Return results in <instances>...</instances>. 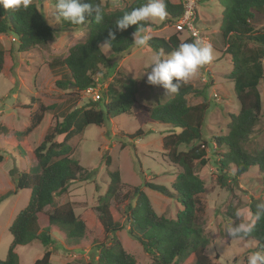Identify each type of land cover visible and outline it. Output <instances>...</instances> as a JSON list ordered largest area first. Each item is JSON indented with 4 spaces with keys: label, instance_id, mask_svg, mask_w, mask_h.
<instances>
[{
    "label": "trees",
    "instance_id": "obj_1",
    "mask_svg": "<svg viewBox=\"0 0 264 264\" xmlns=\"http://www.w3.org/2000/svg\"><path fill=\"white\" fill-rule=\"evenodd\" d=\"M218 1L223 6L219 30L221 46L233 62V69L228 77L234 83V91L240 104L239 112L230 114L228 133L213 137L216 142L214 149H224L218 165L224 169L231 164L235 165L237 175L252 167H259L264 175V147L249 149L255 129L262 120L263 104L259 85L264 79V22L259 24L255 20L258 14L264 17V0ZM56 2L57 0H52L54 6ZM85 2L99 5L103 19L96 22L94 12L91 15L85 14L86 22L82 25L70 24L60 19V26L64 29L86 26L85 40L74 45L65 58L58 57L49 63L56 85L63 90L72 87L84 91L95 86L101 66L108 61L101 48L102 44H106L113 53H124L134 47V33L138 30V25H130L124 31H117L115 22L125 12L142 7L149 0H130L123 8H113L115 4L104 0ZM164 2L171 23L175 24L183 13L182 2ZM143 26L148 28L152 23L148 21ZM56 31L36 0H32L27 10L14 11L0 5V35L12 34L18 38V50H7L0 44V75L8 70L7 62L13 61L16 65L17 53L49 43L55 38ZM110 32L115 33V40L111 39ZM194 40L195 38L189 37L182 41L176 33L167 39L152 37L148 46L170 54L181 43ZM8 72L14 74L15 67L9 68ZM115 82L118 87L111 84L106 93L94 102L66 112L63 119L56 121L43 142L34 150L24 144V148L33 150L37 171L17 173L15 176L16 189H30L31 194L27 206L16 215L9 227L12 242L6 258L0 259V264H20L19 255L15 251L19 245L38 241L47 248L52 244H61L56 235L65 238L68 244L74 242L79 244L78 248L84 247L82 240L86 237L85 221L76 214L69 202L57 206L56 199L63 196L71 184L78 181L85 172L80 161L72 155L71 140L90 125L102 126L111 118L131 114L137 102L136 81L119 76ZM172 83H177L175 78ZM191 96H205V91L181 82L170 100L157 104L148 111L151 121L166 123L175 129L164 136L163 144L167 148V162L178 169L172 185V195H176L183 209L174 219L158 215L141 186H134L123 195L125 184L120 171H109L107 191L98 198L95 207L102 235L86 244L97 249L99 258L96 264H137L135 257L125 250L117 235L125 226L128 227L129 234L151 256L154 264H215L206 254L211 239L198 215L202 211L201 194L205 191V183L196 172L197 165L205 166L209 161L208 142L203 136L209 103L205 100L199 104H191ZM53 108L54 106H41L40 112L32 116V123L24 131V135H29L40 124L45 112ZM0 129L5 133L8 131L6 125L0 126ZM141 133L139 130L131 136L132 139ZM59 137L63 139L57 140ZM1 159L0 157V169ZM109 165L111 160L107 158L106 166ZM148 185L158 192L170 193L165 186L153 183ZM5 197L7 195L0 197V203ZM125 198L135 200V204L130 203L123 210L127 215L122 224L118 220L120 210L112 208V201ZM260 203L264 201L255 198L250 201L249 208L253 218ZM47 207H52L53 210L46 211ZM261 211L264 212V209ZM230 213L234 215V227L243 221L242 217L237 218L235 212ZM43 215L47 216L44 226L41 224ZM235 238L256 241L258 249L264 253V214L256 220L251 233ZM51 256L52 251L47 249L35 264H52Z\"/></svg>",
    "mask_w": 264,
    "mask_h": 264
},
{
    "label": "rangeland",
    "instance_id": "obj_2",
    "mask_svg": "<svg viewBox=\"0 0 264 264\" xmlns=\"http://www.w3.org/2000/svg\"><path fill=\"white\" fill-rule=\"evenodd\" d=\"M107 1L115 4L113 8H123L130 0H104ZM169 1L174 4L182 2ZM36 3L49 23L57 29L55 38L45 45L17 53L16 65L13 61L7 62L8 70L15 67V73L11 75L5 70L0 75V126L8 127L6 133L0 129V197L7 195L0 203V259L6 258L12 242L9 227L16 215L27 206L31 194L30 189H16L17 173L37 171V161L32 152L43 142L56 121H61L69 110L97 100L111 84H117V77L122 76L135 80L137 85V102L131 114L111 118L102 126L90 125L71 140L72 155L80 161L85 172L78 181L71 184L63 196L56 199L57 206L69 202L76 214L85 221L86 237L82 240L84 247L80 249L79 244L74 242L68 244L65 238L56 235L62 245L52 244L46 248L34 241L15 249L20 264H35L47 249L52 251V264H96L99 258L97 249L86 244L102 235L95 207L98 198L107 191L109 171H120L125 184L123 195L134 186H141L158 215L174 219L183 209L176 195H172V185L178 169L167 162V148L163 144L164 136L175 129L169 124L151 121L148 115L151 107L167 102L175 93L165 89L163 85L147 83V72H144L151 71L150 67L147 69L149 59L159 52L148 45L143 48L134 46L124 53H113L106 44H102L101 48L108 61L101 66L95 86L84 91L72 87L60 89L55 83L49 63L58 57L65 58L74 45L84 41L86 26L64 29L60 26V20L56 19L52 0H36ZM197 12V24L203 43L210 45L212 49L211 61L201 66L187 82L205 91V96H191V104H199L205 100L209 103L203 126V136L208 142L209 161L205 166H196V172L205 183V191L201 194L202 211L198 215L211 239V244L206 249L211 260L215 264H247L248 255L260 251L258 243L249 238H235L228 234V227H234L235 222L234 215L230 212L245 210L253 218L249 204L252 198L264 201V175L259 167H252L237 175L235 165L231 164L225 169L218 165L224 149H214L216 142L213 137L228 133L230 114L238 113L240 104L234 91V83L228 77L233 69V62L221 46L219 30L223 6L218 0H197ZM255 21L263 23L264 17L258 14ZM150 22L152 26L148 30L151 38L167 39L177 33L168 13L162 21L157 18ZM178 34L182 41L189 38L187 33ZM0 44L7 50H18V38L12 34L0 35ZM259 91L263 104L262 120L252 136L250 150L264 147V79L259 85ZM41 106L54 108L45 112L40 124L29 135H24V131L32 123V116L40 112ZM139 130L142 131L141 135L132 139L131 136ZM62 139L63 137H59L57 140ZM24 144L33 150L24 148ZM107 158L111 160L109 166H106ZM152 183L165 186L170 193L154 190L148 185ZM130 203L134 205L135 200L125 198L112 201V208L120 210L118 220L122 224L127 215L123 210ZM52 210V207L46 208V211ZM46 222L47 216L43 215L41 224L44 226ZM117 235L125 250L135 257L137 264H154L151 256L129 234L128 227L119 230Z\"/></svg>",
    "mask_w": 264,
    "mask_h": 264
},
{
    "label": "clouds",
    "instance_id": "obj_3",
    "mask_svg": "<svg viewBox=\"0 0 264 264\" xmlns=\"http://www.w3.org/2000/svg\"><path fill=\"white\" fill-rule=\"evenodd\" d=\"M32 0H0V5L6 9L14 11L27 10ZM56 19H63L70 24L82 25L86 22L85 14L91 15L95 13L96 22L103 19V12L99 5H94L85 0H57L55 5ZM166 4L164 0H149V2L139 8H134L130 12L119 18L116 22L117 31H124L130 25H138V30L134 33L133 44L135 47L143 48L148 45L151 36L148 28L143 24L155 19L161 21L166 17ZM112 40H115V33H109ZM191 37V36H190ZM212 59V49L210 45L204 44L199 38L192 42L181 43L178 48L170 54L165 55L162 51L154 53L150 59L147 69V83L152 85H163L172 93H176L180 83H187L194 76L198 69L210 62ZM143 74V75H144ZM103 75V73H101ZM177 83L173 84V79ZM264 209V203L257 205V213L255 218L248 216L245 210H237L235 215L237 218L245 219L235 227L229 226L227 232L230 236L237 237L241 234L248 235L254 229L255 222L259 219L261 211ZM247 264H264V253L260 251L252 252L247 257Z\"/></svg>",
    "mask_w": 264,
    "mask_h": 264
},
{
    "label": "built area",
    "instance_id": "obj_4",
    "mask_svg": "<svg viewBox=\"0 0 264 264\" xmlns=\"http://www.w3.org/2000/svg\"><path fill=\"white\" fill-rule=\"evenodd\" d=\"M183 13L174 24L177 33H187L188 36L203 41L198 28L197 0H182Z\"/></svg>",
    "mask_w": 264,
    "mask_h": 264
}]
</instances>
